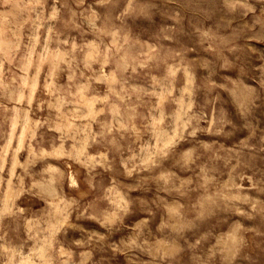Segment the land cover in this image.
Listing matches in <instances>:
<instances>
[{"label": "clouds", "instance_id": "obj_1", "mask_svg": "<svg viewBox=\"0 0 264 264\" xmlns=\"http://www.w3.org/2000/svg\"><path fill=\"white\" fill-rule=\"evenodd\" d=\"M0 264H264V0H0Z\"/></svg>", "mask_w": 264, "mask_h": 264}]
</instances>
